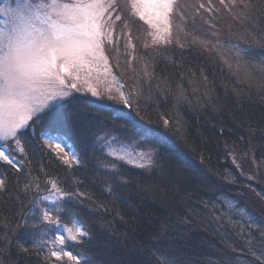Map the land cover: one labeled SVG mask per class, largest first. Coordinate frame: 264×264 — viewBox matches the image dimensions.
I'll use <instances>...</instances> for the list:
<instances>
[{
  "label": "trees",
  "instance_id": "trees-1",
  "mask_svg": "<svg viewBox=\"0 0 264 264\" xmlns=\"http://www.w3.org/2000/svg\"><path fill=\"white\" fill-rule=\"evenodd\" d=\"M181 2L192 5L191 15H180L183 26L174 21L160 45L150 44L148 25L128 0L116 4V32L130 31L144 72L136 88L126 84L133 108L75 94L23 130V154L8 143L20 170L0 162L8 183L0 193V264H55L46 259L55 230L38 219L29 221L35 229L18 227L38 215L33 201L49 180L76 193L60 222L79 221L89 233L66 244L81 264H148L150 248L174 264H264V0ZM46 133L63 137L80 164L42 148ZM145 133L138 147L157 153L149 169L111 159L95 143L101 134L133 143ZM224 199L256 226L235 224Z\"/></svg>",
  "mask_w": 264,
  "mask_h": 264
},
{
  "label": "snow or ice",
  "instance_id": "snow-or-ice-1",
  "mask_svg": "<svg viewBox=\"0 0 264 264\" xmlns=\"http://www.w3.org/2000/svg\"><path fill=\"white\" fill-rule=\"evenodd\" d=\"M235 2L232 0L233 4ZM115 3L116 0L109 3H105V0H13V5L0 7V16L4 17L0 22V141H3L0 145V162L20 170L19 163L8 149V143L11 142L18 154H23V143H26L20 139L23 130L69 96L66 77L73 76L79 80L81 70H90L94 61L103 58L105 37L111 40L110 32L105 31L107 21L104 17ZM174 5L175 0H132L133 12L157 29L154 43L168 42L160 33L170 34L169 16ZM120 19L117 15L116 20ZM68 87L74 89L76 84ZM91 91L93 95H98L95 88H91ZM124 103L127 104V100ZM113 118L120 120L126 117L116 113ZM164 124L167 125L168 121L165 120ZM147 140L145 133L142 139L133 143L142 144ZM106 146L109 154L116 156L111 141H106ZM41 147L54 151L65 164L71 165L73 161L80 164L78 154L75 150H66L67 143L61 136L46 133L41 138ZM156 154V150L151 148L146 153H140L143 162L137 167H154ZM116 158L124 159L122 155ZM48 183V195L39 196L33 201L38 215L34 213L33 217L24 219L18 227L35 229L39 225L30 224L29 221L33 219H38L44 226H51L55 230L54 240L50 242L53 250L46 259L61 260L67 257L74 264H81L79 255L74 256L72 252L63 250L66 236L59 234V230L63 229L70 241L89 237L81 222L76 221L72 228L60 222L65 211L62 205L71 201L76 193L64 191L57 181L49 180ZM28 187L25 185V189ZM36 188L39 190L38 185ZM7 191L8 183L0 178V193ZM46 200H51L54 207L41 208ZM228 207L232 206L229 204ZM57 242L61 245L59 249L56 248ZM20 251L27 254L29 248L20 244ZM147 260L148 264H174V258L160 249H148Z\"/></svg>",
  "mask_w": 264,
  "mask_h": 264
},
{
  "label": "rangeland",
  "instance_id": "rangeland-1",
  "mask_svg": "<svg viewBox=\"0 0 264 264\" xmlns=\"http://www.w3.org/2000/svg\"><path fill=\"white\" fill-rule=\"evenodd\" d=\"M178 1L180 0H175L173 12L170 13L169 16L170 34H166L162 31L160 33L161 35L165 36V39L169 38L171 33H173V24L175 25L174 21L177 23L176 24L177 27L181 28L183 26V22L185 21L184 20L180 21L179 19L180 15L182 14L184 15L186 13H189L188 16L191 15L192 5H188L183 2L177 4ZM109 2L110 0H105V3H109ZM117 2L118 0H116L114 7L109 8L108 11L105 13L104 19L107 21V24L105 26V31L110 32L111 40L105 37V42L103 44V49H102L103 58L94 61L91 65L90 70L88 69L81 70L79 72L80 75L79 80H75L73 76L66 77V90L69 92V96L66 97L60 103L67 101L75 94H81L84 96H89L100 103H109L112 105L119 106L121 108H128V109L133 108L131 90L129 85L126 84L130 82L131 84H133L134 88H136L137 85L140 83L141 75H143L144 72L142 67L139 65L140 61L134 55V50H135V46H133L134 38L131 37L130 31L128 30L120 33L116 32L115 29L116 16L119 13H117V15H114V12H115V8L117 7L116 6ZM219 2L221 3V0H219ZM10 5H13V0L4 1L2 4H0V7H8ZM128 5L130 6L132 13L137 18H140L132 10V0H128ZM224 5L227 8L229 7L227 2ZM184 11L186 12L184 13ZM174 12H177V14H174ZM174 15L176 17V20H174ZM3 19L4 17L0 16V22H2ZM142 20L148 25V32H147L148 35L146 36V38L149 37L151 39L150 44L151 45L164 44V42H156V43L153 42V38L157 34V29L153 28L147 22L146 19H142ZM161 29H163V25H161ZM136 36L139 40H142L140 33H138V35ZM146 38L144 37V40ZM122 48H124V50ZM115 67L119 68L120 72L126 70L129 71L127 73L129 77L128 78L124 77L123 80L122 76L120 77L118 73H116ZM72 83L76 84V88L73 89L71 87H68V85ZM91 88H95L98 95H93ZM125 100H127L128 102L127 104L124 103ZM113 138L114 137H112L109 134H101L95 139L96 141L95 143L99 145V149L101 150L102 154L110 157L111 159L122 161L133 166H137L138 164L142 163L143 161L141 159L140 153H146L148 149H150L149 147H142V146L138 147L137 144L130 142L119 141L117 139L113 140ZM106 141H111L112 151L116 153V156L122 155L124 159H117L116 156L110 155L109 148L106 146ZM2 144L3 141H0V145ZM66 150H74V149L67 147ZM249 158L251 159L250 161H252V158L251 157ZM72 163L75 162L73 161ZM100 166L107 169L110 168L109 166L104 165L103 163H101ZM48 193L49 191L43 195H48ZM224 203L228 208L227 210L229 213V218L232 219L235 222V224H238L239 226H241V228L256 226L257 222L253 219V217L250 214H248L249 212L246 211L245 208L238 207L235 202L227 199H224ZM229 204L232 206L231 208L228 207ZM41 205L43 207L47 206L48 208L54 207L53 202L51 200L43 201ZM74 226L75 223L73 226H68V227L72 228ZM59 234L66 236V241H65V245L63 246V250L68 251L66 248V244L70 240L67 239V234L64 233L63 229L59 230ZM52 240H54V238L49 241V245H50L49 246L50 248L48 249L49 252L53 250V246L50 243ZM56 248L57 249L61 248V245L58 242L56 244ZM54 262L55 264H74V262L69 260L67 257H63L61 260L55 259Z\"/></svg>",
  "mask_w": 264,
  "mask_h": 264
}]
</instances>
